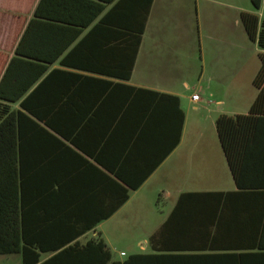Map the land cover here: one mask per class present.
I'll return each mask as SVG.
<instances>
[{
  "label": "crops",
  "instance_id": "0c3cea01",
  "mask_svg": "<svg viewBox=\"0 0 264 264\" xmlns=\"http://www.w3.org/2000/svg\"><path fill=\"white\" fill-rule=\"evenodd\" d=\"M38 1L0 0V79ZM144 2L42 3L41 12L56 17L33 31L39 58L30 67L14 61L2 84L4 92L17 93L30 79L28 90L7 103L9 110L40 115L18 123L14 240L26 257L37 254L36 264H112L132 254H143V264H169L167 257L147 254L188 241L192 248L183 253L190 256L178 264H264V120L224 133L229 166L215 118L246 114L252 100L237 110L217 96L207 101L216 106L208 123L190 121L184 95L189 68L169 30L190 0H151L136 47ZM192 4L197 11L198 1ZM98 5L104 7L94 14ZM230 35L221 28L207 35L209 61L200 75L210 83L228 81L232 46L245 56V45ZM188 103L194 111L202 104L199 96ZM233 177L241 187L235 207L243 216L174 217L156 236L160 250L153 249L149 236L179 194L235 191ZM10 262L21 264V252L0 254V264Z\"/></svg>",
  "mask_w": 264,
  "mask_h": 264
},
{
  "label": "trees",
  "instance_id": "16d2710c",
  "mask_svg": "<svg viewBox=\"0 0 264 264\" xmlns=\"http://www.w3.org/2000/svg\"><path fill=\"white\" fill-rule=\"evenodd\" d=\"M46 0H39L34 8L32 16L27 21L21 36L14 49V55L11 57L7 67L0 79V254H9L21 252V264H36L38 260L37 254L33 257H26V252L22 247H18L15 239V199H14V158H15V141H18V123L20 117L26 121L34 122L30 116L35 118L40 115H26L19 111L9 110L7 102L16 101L19 96L28 90L31 86L29 79L18 92L10 91L6 93L2 90V84L8 75V69L14 61L17 63H25L29 67L32 65L31 60L39 56L36 55L31 46V39L33 31L38 26L52 25L56 16L50 15L47 12H41L40 7ZM75 2L89 0H73ZM108 2V0H106ZM151 0H145L144 5L141 7V13L137 19L136 27V47L140 41V35L148 13ZM92 2V1H91ZM254 12L240 11L239 21L245 32L246 37L251 42L264 50V0H250ZM89 5V4H88ZM91 7V6H90ZM95 7V6H93ZM104 6L98 5L95 12L101 11ZM90 20V19H89ZM56 56V55H55ZM55 56L53 58H55ZM259 65L251 79V84L256 92L248 106L246 114L226 115L219 114L214 121L215 129L220 140L221 147L224 151L225 157L231 165L228 155V145L230 141H226L225 132L235 129L243 124L245 129H254L255 123L264 120V51L258 53ZM30 92L19 102V106L25 107V102L28 99ZM3 100V101H2ZM34 114V113H33ZM232 170V167H231ZM237 190L235 191H212V192H199V193H181L178 195L176 202L169 212L166 220L149 236V243L154 250L156 244V236L162 231L169 219L174 217L178 218H193V217H208V218H239L243 211L235 206L238 199L241 197L239 188L240 183L236 177H233ZM11 194V195H10ZM183 201V202H182ZM180 203H197L199 207L182 208L179 210ZM1 226H5L4 228ZM163 253L147 254V257L163 258L167 257L169 264H178L177 262L186 261L184 257L190 254L183 253L184 250H189L192 246L188 242L173 244L170 247L166 246ZM162 250V249H161ZM143 254L129 255L122 262H115L112 264H143ZM161 258V259H162ZM108 259V257H106ZM148 259V258H147ZM155 264H160V260H154Z\"/></svg>",
  "mask_w": 264,
  "mask_h": 264
},
{
  "label": "rangeland",
  "instance_id": "374dc122",
  "mask_svg": "<svg viewBox=\"0 0 264 264\" xmlns=\"http://www.w3.org/2000/svg\"><path fill=\"white\" fill-rule=\"evenodd\" d=\"M196 1H198V10L194 9L193 0H190L191 4H185L184 13L181 19L178 18L174 29L169 28L172 36L170 42L175 44L183 56L185 67L189 68L184 75L185 106L188 109L189 120L198 117L199 120L208 123L216 107L209 104L208 100L221 96L226 102L225 108L244 110L253 99L256 90L251 84V79L259 65L258 53L264 50L260 49L255 42L248 40L239 21L240 11L254 12L250 0H214V3L204 0ZM213 28L226 29V31L230 29L232 41L246 47L243 57L238 47H231L233 66L228 81L224 82L225 85L210 83L200 75L201 66L209 61L208 50L211 44L207 35ZM146 39L145 35L144 40ZM193 92L200 97L202 103L197 105L195 111L188 103V98L190 99ZM228 93L232 97H228Z\"/></svg>",
  "mask_w": 264,
  "mask_h": 264
},
{
  "label": "built area",
  "instance_id": "2783aa9c",
  "mask_svg": "<svg viewBox=\"0 0 264 264\" xmlns=\"http://www.w3.org/2000/svg\"><path fill=\"white\" fill-rule=\"evenodd\" d=\"M190 99L193 100V101H196V100H198V95L197 94H192Z\"/></svg>",
  "mask_w": 264,
  "mask_h": 264
}]
</instances>
